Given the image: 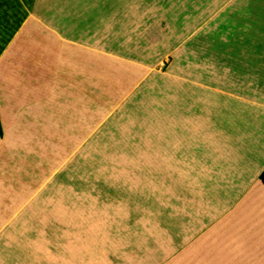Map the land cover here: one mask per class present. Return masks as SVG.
Here are the masks:
<instances>
[{"label": "rangeland", "instance_id": "374dc122", "mask_svg": "<svg viewBox=\"0 0 264 264\" xmlns=\"http://www.w3.org/2000/svg\"><path fill=\"white\" fill-rule=\"evenodd\" d=\"M163 3L137 40L108 43L124 56L95 53L88 123L63 107L54 135L25 139L22 151L0 143V264H160L189 240L197 202L213 200V186L200 195L191 179L221 170L204 171L220 156L212 124L197 92L184 102L182 92L197 91L190 70L218 59L198 57L193 27L172 26L196 23L198 0L180 16Z\"/></svg>", "mask_w": 264, "mask_h": 264}, {"label": "crops", "instance_id": "0c3cea01", "mask_svg": "<svg viewBox=\"0 0 264 264\" xmlns=\"http://www.w3.org/2000/svg\"><path fill=\"white\" fill-rule=\"evenodd\" d=\"M163 1L176 16L186 5ZM157 4L0 0V143L22 151L25 139L54 135L63 107L76 121L88 123L95 53L124 56L108 53V43L137 40L142 20L156 13ZM197 9L196 23L172 26L193 27L189 32L202 37L198 57L218 59L188 69L197 75V91L187 86L182 94L184 102L197 92L202 118L212 124L207 139L220 155L204 171L221 170V176L191 179L201 187L200 195L213 186V200L197 202L189 240L160 264H264V0H198ZM80 79L86 86L89 81L84 94H79Z\"/></svg>", "mask_w": 264, "mask_h": 264}, {"label": "trees", "instance_id": "16d2710c", "mask_svg": "<svg viewBox=\"0 0 264 264\" xmlns=\"http://www.w3.org/2000/svg\"><path fill=\"white\" fill-rule=\"evenodd\" d=\"M0 135H1V136L3 135V130H2L1 121H0ZM260 179H261V181L264 183V170L262 171V173H261V175H260ZM176 264H182V263H181L180 260H179L178 263H176Z\"/></svg>", "mask_w": 264, "mask_h": 264}]
</instances>
